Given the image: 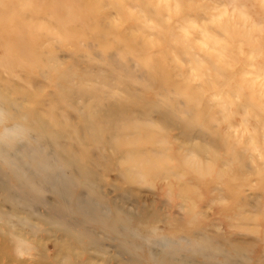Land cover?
Instances as JSON below:
<instances>
[{
  "label": "rangeland",
  "instance_id": "rangeland-1",
  "mask_svg": "<svg viewBox=\"0 0 264 264\" xmlns=\"http://www.w3.org/2000/svg\"><path fill=\"white\" fill-rule=\"evenodd\" d=\"M4 1L8 3L10 0ZM27 1L21 0V22L29 32L32 44L36 43L40 51L54 50L65 65L78 63L80 72L88 69L109 72L105 55L101 53L100 46L90 39V31L84 26L85 11L78 0H33L35 6L31 10ZM146 3L152 13L144 10L139 0H91L88 6L100 7L95 21L102 29L118 30L122 35H139L140 42L146 41L150 49L148 59L166 56L165 63L170 67L174 79L186 90L197 93L201 105L210 107L212 129H195L186 139L179 136L180 131L176 128H163L158 124L155 129L165 133L167 143L175 149H181L179 143L183 140L186 147L191 144L204 146L197 157L204 165H210L213 171L201 179L191 176L183 178L187 184L195 187L192 195L179 194L177 189L168 192L167 181L159 179L133 184L128 199L129 209L132 212H140L144 207L150 210L148 214H142L141 221L134 222L143 233L134 241L144 246L145 252L151 248L159 252L163 245L178 240V234L186 236L189 230L198 228L220 243L229 240L244 247L251 260L241 259L237 264H264V0H146ZM72 6L74 17L67 13ZM221 24L226 25L228 30ZM34 31L36 33L32 34ZM14 37L11 34L7 39L11 41ZM160 37L164 44L155 47L154 42ZM68 41L71 45L65 43ZM186 45L191 47L183 51ZM181 46H184L182 50ZM5 51L6 47L0 43V57ZM107 54L118 56L114 48H109ZM77 55L81 57L78 59ZM88 55L91 56L88 57L90 61L86 57ZM124 60L134 76L117 72L109 85H99L98 97L76 94L73 100L53 103L50 93L57 89L55 77L45 78L31 67L1 62L0 87L13 90L14 96L22 97L25 104L37 107L43 115L60 123L76 117L84 100L95 104L118 100L124 102L129 100L128 90L149 100L160 99L157 90L143 87L141 80L151 84V87L156 86L157 82L143 77L145 67L136 54L127 52ZM220 64L225 66L226 75L216 70V65ZM238 86L245 88V94L236 92ZM177 98L184 102V97ZM133 114L137 116L138 111ZM180 116L185 117L184 114ZM149 117L157 122L160 120L155 111L150 112ZM215 138H220L225 145L222 143L216 148L213 145ZM104 147L100 151L112 154L110 145ZM215 150L218 156L221 155L218 159L215 158ZM112 158L113 164L117 165L119 154ZM237 158L243 159V166ZM101 169H98L99 173ZM102 171L105 182H119L128 186L119 181L116 169ZM217 175L221 177L218 179ZM8 178L15 183L11 176ZM6 180L7 177L0 174V183ZM216 185L222 190H217ZM105 189L112 196L116 194L111 187ZM80 191L86 196L85 189ZM47 198L55 202L54 195L47 194ZM17 205L0 193V215L3 216L0 227L8 235H11L8 231L21 230L36 246L24 256L15 254L12 248L11 252L17 260L25 264H42L41 255L45 254L54 264H127L120 254H116L117 249L121 251L116 247L118 241L110 239L108 235L103 237L99 233L102 236L100 243L105 247V252H101L91 246H86V249L76 240L46 225L38 216V212L47 209L41 203L37 204L38 211L31 213V217L35 218H30L38 223V227L31 229L29 225L20 226L16 216L24 212L29 215L30 211L28 207L20 208ZM10 207L13 208L10 210ZM81 219L79 215L74 216V220ZM94 229L99 232L97 226ZM182 256L178 259L182 261L183 258L185 264H225L223 255L211 250L202 255L183 253ZM2 259L0 263H6Z\"/></svg>",
  "mask_w": 264,
  "mask_h": 264
},
{
  "label": "bare ground",
  "instance_id": "bare-ground-1",
  "mask_svg": "<svg viewBox=\"0 0 264 264\" xmlns=\"http://www.w3.org/2000/svg\"><path fill=\"white\" fill-rule=\"evenodd\" d=\"M27 2L28 8L33 9V0ZM90 3L91 0H78L79 6L85 11L84 26L90 31V39L100 46L101 53L105 55V62L110 66L109 72H94L89 69L80 72L78 63L65 65L54 50L40 51L36 43L32 44L30 34L21 22V0H10L8 3L0 0V43L6 47L0 62L31 67L45 78L55 77L57 89L50 93V100L58 104L67 99L73 100L76 94L89 98L98 97L99 85H109L117 72L134 76L124 60L125 54L132 52L145 67L143 77L157 82L153 88L151 84L141 80L143 87L157 90L160 99L149 100L144 95L128 90L129 100L124 102L118 100L95 104L84 100L76 117L72 116L66 123H60L50 119V116L43 115L37 107L25 104L22 97L14 96L13 90L0 87V174L7 177L4 183H0V193L20 208H29V215L27 212H24V215L20 212L21 214L16 216L20 226L29 225L31 229L38 227V223L32 222L30 218H35L31 217V213L38 211L37 204L41 203L47 209L42 213L38 212V216L40 215L46 225L61 231L64 236L76 240L84 247L91 246L97 251L105 252V247L100 243L101 232L103 237L109 236L110 239L118 241L116 247L121 251L117 249L116 254H120L127 264H185L183 258L182 261L178 259L183 257V253L202 255L210 250L222 254L225 264H237L241 259L251 260L244 247L229 240L220 243L198 228L189 230L186 236L178 234V240H171L163 245L159 252L151 248L146 253L145 247L134 241L135 237H142L143 234L134 222L141 221L142 214H148L150 210L147 207L140 212H132L129 209L128 199L133 184L159 179L167 181L168 192L177 189L179 194L192 195L195 187L187 184L183 178L191 176L201 179L213 171L210 165H204L197 157L204 146L191 144L186 147L183 140L179 143L181 149H175L167 143L165 133L155 128L158 124L163 128H176L180 131L179 136L186 139L195 129L212 127L210 107L201 105L197 93L186 90L174 79L170 67L165 63L166 56L148 59L149 44L146 41L140 42L139 35H122L118 30L102 29L95 21L100 7H90ZM139 3L144 10L152 13L146 0H139ZM73 7H69L67 13L74 17ZM221 26L227 29L226 25ZM65 29H68L67 26ZM11 34L15 37L10 41L8 39ZM65 43L68 44L69 41ZM175 43H178V39ZM163 44L161 37L154 42L155 47H162ZM188 46H181V50L182 47L183 51L188 50ZM109 48L116 49L118 56L107 54ZM79 57L81 56L77 55L78 59ZM86 57L89 60L91 56ZM215 68L226 75L224 65H216ZM244 89L238 86L236 92L245 94ZM178 96L184 97L183 103L179 101ZM135 111L141 116L133 114ZM153 111L158 113L159 122L149 117V113ZM222 143L225 145L220 138L213 139L216 148ZM106 145H110L112 154L100 151L104 150ZM216 151L215 158L218 159L221 155L218 156ZM115 154H119L120 158L117 165L112 162ZM238 161L241 165L244 164L242 158ZM99 168H102L101 171L116 169L119 181L128 186L119 182H105L101 171H98ZM220 175H217L218 179ZM10 176L15 183L9 180ZM216 186L217 190H222ZM106 187H111L116 194L110 195ZM81 189H85L86 196L79 192ZM47 194L54 195L55 202L49 200ZM12 208L10 207V210ZM75 215L81 216L82 219L74 220ZM2 217L0 215V219ZM96 226L99 232L94 229ZM8 232L11 235L0 227V258L6 260V263L0 264H25L14 257L11 249L13 248L15 254L22 256L31 253L36 246L21 230ZM41 258L42 264H54L45 254H42Z\"/></svg>",
  "mask_w": 264,
  "mask_h": 264
}]
</instances>
